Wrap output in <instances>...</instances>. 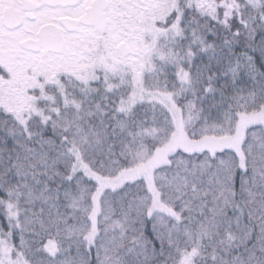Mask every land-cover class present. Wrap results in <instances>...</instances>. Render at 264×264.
<instances>
[{"label": "snow or ice", "instance_id": "obj_1", "mask_svg": "<svg viewBox=\"0 0 264 264\" xmlns=\"http://www.w3.org/2000/svg\"><path fill=\"white\" fill-rule=\"evenodd\" d=\"M0 264H264V0H0Z\"/></svg>", "mask_w": 264, "mask_h": 264}]
</instances>
